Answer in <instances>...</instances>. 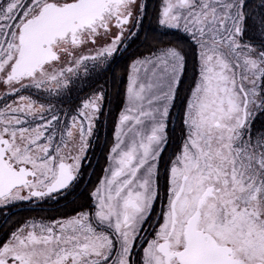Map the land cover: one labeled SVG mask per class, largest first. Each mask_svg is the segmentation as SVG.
Segmentation results:
<instances>
[{"label": "snow or ice", "instance_id": "1", "mask_svg": "<svg viewBox=\"0 0 264 264\" xmlns=\"http://www.w3.org/2000/svg\"><path fill=\"white\" fill-rule=\"evenodd\" d=\"M0 264H264V0H0Z\"/></svg>", "mask_w": 264, "mask_h": 264}]
</instances>
